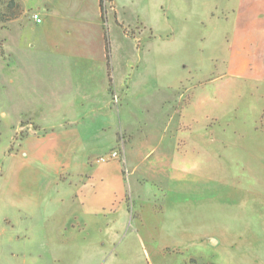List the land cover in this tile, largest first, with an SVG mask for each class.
Listing matches in <instances>:
<instances>
[{"label":"rangeland","instance_id":"obj_1","mask_svg":"<svg viewBox=\"0 0 264 264\" xmlns=\"http://www.w3.org/2000/svg\"><path fill=\"white\" fill-rule=\"evenodd\" d=\"M113 2L134 23L124 30L134 37L126 39L134 51L122 44L121 29L110 27L107 74H122L128 53L147 90L137 111L116 93L112 115L136 119V133L147 135L143 149L154 152L133 173L120 162L121 147L128 146L120 134L113 148L118 158L93 162L98 168L89 192L50 212L40 249L19 199L35 190V165L43 180L65 176L60 162L67 152L56 153L60 140L52 141L51 130L28 136L39 129L28 123L61 115L62 108L49 99L46 107L37 104L51 81L49 73H36L42 66L32 64L26 48L38 31H22V15L0 23V264H264V82L221 76L229 27H214L223 14L211 16L216 0ZM137 16L146 27L140 40ZM225 16L231 20L232 12ZM6 26L7 34H21L12 50L21 54L20 65L11 69L3 51ZM161 94L170 95L167 111L148 115L146 104Z\"/></svg>","mask_w":264,"mask_h":264},{"label":"crops","instance_id":"obj_2","mask_svg":"<svg viewBox=\"0 0 264 264\" xmlns=\"http://www.w3.org/2000/svg\"><path fill=\"white\" fill-rule=\"evenodd\" d=\"M106 2H109L113 8L106 9ZM230 2L232 6L229 5ZM20 3L23 12L19 27L22 26L23 31L26 26H33L39 33L33 41H26V48L32 52L28 54L32 64L42 66L34 70L37 71L36 73L41 71L51 76L50 84L44 87L50 93L46 92L38 99L37 104L40 107H46L45 101L49 99L50 106L62 108L61 115H58L56 111L52 114L53 116L38 117L36 121H29V126L39 129L37 131L35 129L34 134L28 136L41 133L48 135L45 130H51L49 134L52 141L60 140L61 151L56 150V153L67 152L63 154L66 156L60 162V171H65V176L57 174L55 178L43 180L41 177L43 175L35 165L32 170L35 179L31 180V188L35 190L30 195L23 194L22 199H19L22 203L26 202L25 210L22 209L21 213L34 221L31 234L37 235L38 247L43 249V244L46 242L45 225L51 217L50 212L64 201H80L82 195L92 188L90 185L92 177L95 176L98 168L95 165V156H103L113 151L118 144V136L124 134L128 146L121 144L123 159L120 162L130 166L134 173L150 158L154 148L143 149L147 143V135L136 133L138 131L134 127L136 119L122 121L119 116L112 115L113 93L119 95L126 107L137 111L136 102L144 98V91L147 90L142 83L143 79L134 75V59L127 52L123 60L122 74H118L117 71L116 77L113 68H111L113 72L109 76L107 74V64L109 59L112 60L108 41L110 27L115 25L121 29L122 44H126V48L129 47L126 39L129 38L134 42V37L130 38L124 31L128 30L127 27L131 28L134 23L122 18L123 12L115 6L113 0H103L102 5L100 0H20ZM211 11L212 17L215 16V12L223 13L216 19L214 27L220 28L222 22L229 27V31L225 34L227 54L221 76L264 82V0H216ZM229 11L232 12L231 20L224 17V13ZM32 12L39 15L42 20L40 24L31 20ZM143 24L144 22L137 16L134 27L137 28L139 25L142 28V30L138 29L141 32L137 34L140 36V38L136 36L137 40L142 39L141 36L146 32ZM4 31L6 37L3 51L8 59L6 67L11 69L10 67L14 64L15 67H19L22 56L15 52H17L16 44L18 45L21 34H7L10 32L7 26ZM218 31L216 30V33ZM218 33L222 37V30ZM44 35L46 41H44ZM129 48L131 52L134 51L133 46ZM11 79L10 83H12ZM169 96L161 94L151 103L146 104L147 114L167 111L171 100ZM200 96L202 97V93ZM53 153L55 154V150ZM130 154H134V159L130 158ZM137 156L141 158L137 159ZM11 157L19 161L15 154H11ZM102 173L104 174L101 172V175ZM42 204L47 211L41 214L37 209ZM18 238L20 237H16V240ZM211 264L222 263L212 262Z\"/></svg>","mask_w":264,"mask_h":264},{"label":"trees","instance_id":"obj_3","mask_svg":"<svg viewBox=\"0 0 264 264\" xmlns=\"http://www.w3.org/2000/svg\"><path fill=\"white\" fill-rule=\"evenodd\" d=\"M103 0H100L102 5ZM23 8L17 0H0V23H9L22 15ZM108 58V57H107Z\"/></svg>","mask_w":264,"mask_h":264},{"label":"built area","instance_id":"obj_4","mask_svg":"<svg viewBox=\"0 0 264 264\" xmlns=\"http://www.w3.org/2000/svg\"><path fill=\"white\" fill-rule=\"evenodd\" d=\"M35 1H40V0H35ZM30 18L36 24H40L41 21H42L40 19L39 15L36 12H32ZM111 100H112L113 104H117L118 103L119 98L116 96V93H113ZM117 158H118V154L115 151H111V152H109V153L97 158L95 160V162H96V164H104V163H107L109 161H113V160H115Z\"/></svg>","mask_w":264,"mask_h":264}]
</instances>
